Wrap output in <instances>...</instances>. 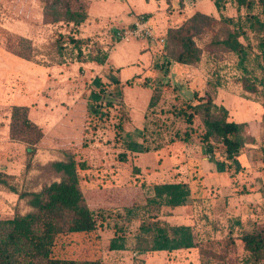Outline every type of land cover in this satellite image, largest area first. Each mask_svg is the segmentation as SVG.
<instances>
[{"label": "crops", "instance_id": "crops-1", "mask_svg": "<svg viewBox=\"0 0 264 264\" xmlns=\"http://www.w3.org/2000/svg\"><path fill=\"white\" fill-rule=\"evenodd\" d=\"M72 1L83 4L88 15L78 27L76 40L87 43L106 31L131 27L144 17L155 36L166 38V43L146 39L119 42L106 51L103 63L79 59L73 44H64L62 52L55 46L53 23L44 22L43 0H0V178L13 179L18 187L12 191L0 183V220L30 212L20 193L39 192L45 184L59 181L58 176L45 175L44 169L63 161L64 152L71 151L87 165L80 171L81 187L89 208L101 215L95 231L101 256L91 259L98 258L102 264H170L175 256H189L183 258V264H190L191 255L198 250L196 246L141 252L135 249V241L110 249L111 241L119 235L121 216H126L122 214L129 198L125 188L132 193L140 176L145 178L148 199L154 196L157 184L184 183L191 190L190 204L203 196L210 204L227 205L219 214L221 219L234 217L263 224L264 100H255L240 78H234L235 83L215 84L213 77L223 76V71L212 69L213 54L203 53L198 63L186 65L175 62L167 51L168 32L197 13L236 20L246 15L245 8L237 0H226L220 8L216 0ZM3 36L31 41V57L16 54ZM249 38L252 40L251 34ZM239 40L247 44L244 37ZM223 56L231 58L237 68L235 54L225 52ZM258 75L264 78V72ZM157 91L160 100L150 107ZM257 93L264 97V86ZM207 94L228 111L229 121L246 125L249 140L235 160L227 161L221 146L213 141L201 142L204 127L198 117L194 122L199 134L190 141L151 147L150 114L161 117L168 101L175 108L185 103L197 105ZM14 106L28 108L29 121L43 133L31 159L28 145L11 138ZM138 198L139 192L135 201L131 197L130 206L138 203ZM179 225L190 226L195 235L198 232L185 219ZM133 251L139 253L138 258L132 257Z\"/></svg>", "mask_w": 264, "mask_h": 264}, {"label": "trees", "instance_id": "trees-1", "mask_svg": "<svg viewBox=\"0 0 264 264\" xmlns=\"http://www.w3.org/2000/svg\"><path fill=\"white\" fill-rule=\"evenodd\" d=\"M226 0H216L220 8ZM44 22L74 23L79 26L88 15L83 5L77 6L72 0H43ZM239 6L246 10L244 17L236 20L213 17L197 13L188 19L178 29L168 32L167 51L170 57L179 64L194 65L202 56V49L197 39L218 24L227 27V33L214 40L223 52H232L238 58L237 68L242 73L241 83L244 89L257 93L264 86V78L258 72H264V0H237ZM252 35V40L249 38ZM244 37L247 44L240 42ZM13 47L16 54L30 58L33 50L32 42L16 38ZM68 41L78 50L79 59L94 60L103 63L107 53L99 47L87 57L81 53V46L86 41L68 37ZM253 41V42H252ZM64 36H59L55 46L62 52L65 44ZM157 91L150 103L155 106L160 100ZM110 105V103H106ZM177 117L185 120L191 128L198 117L204 127L199 135L201 142H214L221 146L227 161H233L239 156L249 140L246 136V125L229 121L228 111L217 106L213 97L207 94L199 99V104L185 103L177 113ZM11 138L28 145L27 155L31 159L36 153V146L43 137L40 128L28 119V108L14 106L12 109ZM120 130V124L117 125ZM192 129L186 130L183 136L179 133L170 140L188 142L192 138ZM217 146V148H219ZM64 160L47 165L44 172L48 176H58L59 181L45 184L39 192L22 191L20 198L27 201L31 211L22 215L16 213L13 219L0 220V264H102L98 258H77L67 255L65 238L74 235L90 236L97 229L100 213L92 211L81 187L80 171L87 168L86 163L79 161L71 151L64 152ZM28 169V166H27ZM0 183L7 186V181L0 178ZM16 191L15 189H11ZM191 190L187 184H157L154 186V196L148 199L149 205H162L169 208L187 206L190 202ZM237 224H240L237 220ZM119 231H117L118 233ZM244 249L248 260L253 263H264V223L254 226V230L242 235ZM125 240L117 235L110 243V249H121ZM197 246L196 235L190 226H172L160 221L158 217L143 220L136 236L135 249L141 252L192 249ZM60 247V248H59Z\"/></svg>", "mask_w": 264, "mask_h": 264}, {"label": "rangeland", "instance_id": "rangeland-1", "mask_svg": "<svg viewBox=\"0 0 264 264\" xmlns=\"http://www.w3.org/2000/svg\"><path fill=\"white\" fill-rule=\"evenodd\" d=\"M76 5L79 6L83 4L76 3ZM227 31V27L220 23L197 39V43L203 50L204 55L208 53L214 55L212 69L214 68L215 71H223V76H218V78L213 77V82L217 79L215 84L235 83V76L231 73L236 67L232 59L228 57L224 58L223 53L225 52L222 51L219 45L213 43L215 38L221 39ZM3 41L7 42V45H11V47H15L17 44L15 39L9 37L3 36ZM224 61H227L228 64L224 65ZM252 95L255 97V100H264L263 93H253ZM171 104L172 102L168 101V107L163 109L161 117H153L152 114H150L153 119L150 124L152 134L149 135L148 139L153 148L173 146L170 140L175 137V134L179 133L180 136H183L188 129L194 131L192 137L199 134V129H196L198 125L195 124V122L190 128L183 118L177 117V113L182 106L175 108L171 106ZM91 129H93V127ZM44 173L47 176L51 174L49 172ZM5 181H7V188L10 190H18L13 179H5ZM145 183V178L140 176L137 184L133 186L134 190L132 193L129 188H125L129 191V198L124 202L127 210L124 209L122 214L126 216H116L117 220L121 219V217L123 218L117 230L119 231V235L124 238L125 243L136 242V234L139 232V226L145 219L158 217L160 221L172 226L179 225V223L185 219V221H188L191 225L196 226L195 228L198 230L196 234L198 250L191 255L192 261L190 264H264L263 262L253 263L248 260L249 255L245 251L244 243L241 240L242 235L253 231L254 226L258 223L253 221L241 222V220L234 217L221 219L219 214L225 211L227 205L218 206L210 204L203 196H199L200 198L195 197L194 203H189L187 205L188 207L184 209L176 208L171 210L164 205H162L161 208L156 204L149 205L147 198L149 191ZM137 192H139V202L130 206L133 201L131 197L133 196L135 201ZM127 205L130 207L128 208ZM237 220L240 224H237ZM64 244L65 248L61 249L59 247L60 251L65 250L67 255L71 257L91 258L100 255V240L96 233L85 237L79 234L70 238H65ZM184 257H186V259L190 258L189 256L171 257L170 264H183Z\"/></svg>", "mask_w": 264, "mask_h": 264}, {"label": "built area", "instance_id": "built-area-1", "mask_svg": "<svg viewBox=\"0 0 264 264\" xmlns=\"http://www.w3.org/2000/svg\"><path fill=\"white\" fill-rule=\"evenodd\" d=\"M78 27L79 26H76L74 23H66L63 21L53 23L57 39L60 35L66 37L65 46L70 44L68 37H72L74 39L77 38ZM143 39L156 40L162 44L166 43V38H157L148 21L144 19V17H139L131 27L121 28L113 32L106 31L96 37H93L89 42L81 46V53L84 56H88L95 50V47H99L102 51L106 52L109 51V49L116 43H128L134 40ZM231 74L235 76L234 78H242L237 68H234ZM209 158L211 157L209 156ZM138 255L139 253L137 251H133V258H138Z\"/></svg>", "mask_w": 264, "mask_h": 264}]
</instances>
